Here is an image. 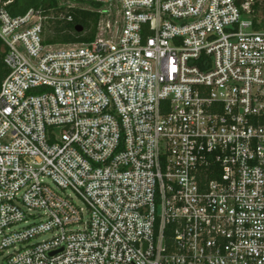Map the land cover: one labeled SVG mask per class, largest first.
<instances>
[{"label":"built area","instance_id":"1","mask_svg":"<svg viewBox=\"0 0 264 264\" xmlns=\"http://www.w3.org/2000/svg\"><path fill=\"white\" fill-rule=\"evenodd\" d=\"M84 1L52 44L0 0V264H264L261 4Z\"/></svg>","mask_w":264,"mask_h":264},{"label":"trees","instance_id":"2","mask_svg":"<svg viewBox=\"0 0 264 264\" xmlns=\"http://www.w3.org/2000/svg\"><path fill=\"white\" fill-rule=\"evenodd\" d=\"M61 0H2L3 3L11 2L7 9L14 17L24 15L30 9H42L46 15L56 13L57 17L50 22L53 24L54 37L48 39L52 44L90 43L96 38L99 16L93 11L76 7L64 8L60 6ZM86 3L84 0H72ZM255 12L260 9L259 4L253 6ZM62 19H59L60 16ZM82 26V33L76 32V27ZM5 48L0 39V89L9 71L4 63Z\"/></svg>","mask_w":264,"mask_h":264},{"label":"rangeland","instance_id":"3","mask_svg":"<svg viewBox=\"0 0 264 264\" xmlns=\"http://www.w3.org/2000/svg\"><path fill=\"white\" fill-rule=\"evenodd\" d=\"M255 2H259L261 4V8L258 10V12L256 13L257 18L259 20H261L262 22H264V0H256ZM60 6L64 7V8H76V7H80V8H84L87 10H92V9H97L99 6L96 4H92V3H82V2H75L72 0H61L60 1ZM57 17L56 13H51L48 17V20L46 22V26H47V39H52L54 37V32H53V24L50 22V20L54 21ZM63 16L61 15L59 17V19H62ZM54 19V20H53ZM68 195H72L73 193L71 191H67ZM72 197L74 198L75 201H77L78 199L74 197V195H72ZM78 204H80L82 206V203L78 201ZM46 239V237H42L41 240ZM1 257V255H0ZM1 259V258H0Z\"/></svg>","mask_w":264,"mask_h":264},{"label":"water","instance_id":"4","mask_svg":"<svg viewBox=\"0 0 264 264\" xmlns=\"http://www.w3.org/2000/svg\"><path fill=\"white\" fill-rule=\"evenodd\" d=\"M75 30H76L77 33H82L83 27L82 26H77Z\"/></svg>","mask_w":264,"mask_h":264}]
</instances>
